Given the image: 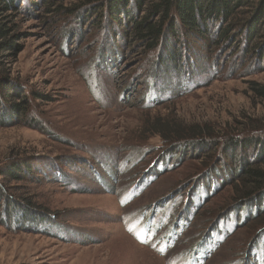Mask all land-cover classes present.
I'll list each match as a JSON object with an SVG mask.
<instances>
[{
	"label": "rangeland",
	"instance_id": "374dc122",
	"mask_svg": "<svg viewBox=\"0 0 264 264\" xmlns=\"http://www.w3.org/2000/svg\"><path fill=\"white\" fill-rule=\"evenodd\" d=\"M45 1L20 0V48L1 65L0 264H264V209L226 210L238 166L226 140L257 135L244 124L264 118L253 89L264 85V26L226 36L247 16L238 6L212 39L182 35L175 68L128 32ZM22 95L31 110L7 125ZM156 115L206 125L222 144L167 158L148 132Z\"/></svg>",
	"mask_w": 264,
	"mask_h": 264
},
{
	"label": "trees",
	"instance_id": "16d2710c",
	"mask_svg": "<svg viewBox=\"0 0 264 264\" xmlns=\"http://www.w3.org/2000/svg\"><path fill=\"white\" fill-rule=\"evenodd\" d=\"M253 2L254 0H79L74 4L65 5L58 0H46L43 9L68 18L77 17L82 21L95 19L99 27L104 25V21L108 22L115 34L119 29L123 31L122 33L128 32L126 38L129 36L134 43L143 44L150 51L159 50L162 57L160 59L166 63L170 62V65L176 68V64L180 66L179 59L181 60L180 56L183 55L181 36L212 39V26L227 18L230 19L238 6H245L247 16L243 17V20L228 24L226 36L232 27L242 28L250 22L251 32L264 26V2L257 4ZM22 9L20 0H0V94H3L8 86L4 82L5 72L1 69L3 59L15 54L20 48L17 42L20 39V32L16 31V28L17 17L20 16ZM188 60L185 62L191 61ZM253 89L256 94L264 97V85L255 84ZM152 95L149 98L150 102L158 96L155 90L152 91ZM20 99V102H14L15 113L7 125L22 122L24 115L30 112L29 101L23 95ZM5 114L6 111L3 110V115ZM8 118L11 119L10 116ZM152 119L147 123L148 132L159 135L166 142L167 158L176 154V151H185L195 145L197 149L201 147L215 150L222 144L219 137H212L213 131L206 125L187 124L183 120H177L175 115L168 117L156 115ZM262 124L264 125V118L244 124V130L254 129L257 135L246 132L239 137H230L226 140L228 155L238 157L236 160L238 166L232 167L234 171L230 169L233 175L231 180L233 196L226 209L230 210V213L235 209L237 212L255 209L257 213L264 209V135H261L264 134L262 130L264 126H259ZM240 151L243 153L240 154ZM8 172L18 177L19 170L10 168ZM2 195L0 191V199ZM2 213L3 215L0 212V219L5 216V213ZM258 228L260 233L256 232L255 241L263 247L264 221H261ZM250 262L248 264H251Z\"/></svg>",
	"mask_w": 264,
	"mask_h": 264
},
{
	"label": "water",
	"instance_id": "95a60500",
	"mask_svg": "<svg viewBox=\"0 0 264 264\" xmlns=\"http://www.w3.org/2000/svg\"><path fill=\"white\" fill-rule=\"evenodd\" d=\"M228 232H229V231H228ZM259 233H260V231H258V233H257V234H259ZM227 234H228V233L226 232L225 236H227ZM257 234H256V235H257ZM225 236H224V237H225ZM255 237H256V236H255ZM219 241H220V240H219Z\"/></svg>",
	"mask_w": 264,
	"mask_h": 264
}]
</instances>
